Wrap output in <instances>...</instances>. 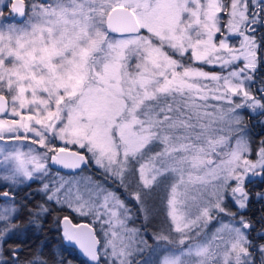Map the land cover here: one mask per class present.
I'll return each instance as SVG.
<instances>
[{"label": "snow or ice", "instance_id": "6c2138e0", "mask_svg": "<svg viewBox=\"0 0 264 264\" xmlns=\"http://www.w3.org/2000/svg\"><path fill=\"white\" fill-rule=\"evenodd\" d=\"M258 68L264 0L0 3V264H53L9 243L23 210L42 230L53 206L89 217H54L89 264H264L245 189L264 139L238 111L264 116ZM157 195L166 226L145 237L129 205L147 219Z\"/></svg>", "mask_w": 264, "mask_h": 264}, {"label": "trees", "instance_id": "16d2710c", "mask_svg": "<svg viewBox=\"0 0 264 264\" xmlns=\"http://www.w3.org/2000/svg\"><path fill=\"white\" fill-rule=\"evenodd\" d=\"M38 194L34 197V201L36 202H41L38 199ZM17 200L20 202H24V197H22V193L17 197ZM250 202V201H249ZM133 204L129 205L133 208L134 212V219L130 222V224L136 226L138 229H140V234H143L144 232H148L147 234L155 233L157 230L163 227V224L166 226V220H165V209H164V204L162 202L161 196H153L149 202V210L150 214L147 219H145L144 213L140 212L137 210L135 206V202H132ZM34 205L30 204V208H32ZM261 209L262 211V203L257 204L255 201H252L249 205V208H247L246 213L250 210L253 212L251 214L252 218L251 219L254 223V220H259L257 216H254V213L259 212ZM54 213V210L53 212ZM28 217V213L25 214ZM52 215V214H51ZM54 216V215H53ZM51 216V217H53ZM25 217V216H24ZM254 219V220H253ZM48 226L45 224L41 225L42 230H38L35 226L32 227V231L29 232H23L22 239L19 241L14 242L16 239H12L10 241L11 247L15 246L13 244L16 243V245L21 246V251L24 253L25 257L29 256L32 254L34 250H37L38 247L43 251V254L45 257L49 258L50 260L53 261V264H55V259H62L66 262H70V264H80L81 259L79 256H68L66 255L65 252V247L63 246V243L61 240L57 238L55 240L56 232L53 230L51 227L53 226V222L48 221L47 222ZM45 225V226H44ZM259 225H257V228ZM37 233V234H36ZM152 235V234H151ZM17 237V236H16ZM150 245H153L154 242L151 240L149 241ZM143 255L140 256V260H145L146 258L149 257L150 251L146 250ZM68 256V257H67ZM137 257V256H136ZM134 257V259L136 258ZM72 259V260H70ZM143 262V261H142Z\"/></svg>", "mask_w": 264, "mask_h": 264}, {"label": "flooded vegetation", "instance_id": "af4514ba", "mask_svg": "<svg viewBox=\"0 0 264 264\" xmlns=\"http://www.w3.org/2000/svg\"><path fill=\"white\" fill-rule=\"evenodd\" d=\"M28 2V0H26V3ZM5 16H8V13L6 12L5 13ZM261 81H264V70H262V69H257V83H256V88H254L253 89V91L254 92H256V89L257 88H259L260 86H262L261 85ZM251 118H254L253 116H250ZM248 125L250 126V130H251V135H250V141L251 142H253V143H257V142H254V140L255 141H257V139H259V136H258V138H256V137H254L255 136V134L256 133H260L261 131H262V129L258 132V131H256L255 130V128H256V126H258L259 125V122L257 121V118L255 117L254 118V120H249L248 121ZM257 130H258V128H257ZM256 131V132H255ZM255 132V133H254ZM262 135H263V133H262ZM61 174L62 175H64V174H66V173H64V172H61ZM250 182L251 183H253V184H256V182H259L258 184L261 186V187H264V177H261V176H255L254 178H252L251 180H250ZM20 187H26V185H22V186H20ZM257 188V187H256ZM252 189V188H251ZM257 189H259V187L257 188ZM262 189V188H261ZM261 189H259V190H261ZM2 190H4V189H2V188H0V191H2ZM17 190H19V189H17ZM30 192H35V193H37L39 196H38V199L40 200V201H42L43 200V197H42V195L41 194H39L38 193V185H33L31 188H27V191L26 192H21V193H30ZM31 199L32 200H34V197L32 196L31 197ZM21 203H24V204H27V208H29L30 209V204L31 203H28V201H24V202H21ZM249 204V203H248ZM53 209H54V213H51L50 215H48L47 217H45V220H44V222H42V224H45V225H47L48 226V224H47V222L48 221H50V222H53V226L51 227L53 230H55V232H56V236H55V240H57V238L59 239V240H61V242L63 243V246L65 247V252H66V255H68V256H75V255H77V256H79V254H78V251L75 249V247H73L72 245H68L67 243H65L64 241H63V239H62V236H61V231H60V228H57V227H55L54 226V217H63L64 215H67V216H69L72 220H73V222L74 223H76V222H78L79 220H84V219H82V218H80V219H78V217L76 216V214L75 213H72V212H70L68 209H59V208H57L56 206H53ZM28 213V211L27 210H23L22 212H21V215H20V220L18 221V225H23V226H25V231H23L24 233L26 232H29V231H32V227L31 226H33V225H30L29 224V217H27L25 214H27ZM251 214H253V212H251L250 210L248 211V213H247V218H252L251 217ZM255 215L254 216H257L258 218H259V220H254L255 222H259V221H261V220H263L264 219V203H262V211H261V209H260V211L259 212H257V213H254ZM54 215V216H53ZM25 216V217H24ZM51 216H53V217H51ZM41 224V225H42ZM44 225V226H45ZM18 228L19 229H21L22 230V227H20V226H18ZM22 232H18L13 238L14 239H16V240H14V242H16V241H19V240H21L22 239ZM37 234V233H36ZM17 236V237H16ZM10 243V242H9ZM17 243V242H16ZM16 243L15 244H13V245H15V246H13V247H19L20 248V250H21V246H20V244L19 245H16ZM11 246V245H10ZM67 256V257H68ZM80 257V256H79ZM70 260H72V259H70Z\"/></svg>", "mask_w": 264, "mask_h": 264}, {"label": "rangeland", "instance_id": "374dc122", "mask_svg": "<svg viewBox=\"0 0 264 264\" xmlns=\"http://www.w3.org/2000/svg\"><path fill=\"white\" fill-rule=\"evenodd\" d=\"M28 2H29V0H28ZM0 3H7V1H5V0H0ZM239 111V113L241 114V117H242V120H243V124H244V126L246 127V130H247V135H248V138H250V135H251V130H250V126L248 125V122H246V119H245V116H253L254 118L256 117L257 118V121L259 122V125L258 126H256V128H255V130L256 131H260L262 128H263V130H264V116H262V115H259V110H257V112H252L251 110H249V109H246V108H242V109H239L238 110ZM253 118V119H254ZM257 128H258V130H257ZM261 131L259 134L258 133H256L255 134V136L254 137H256V138H258V136H259V139H257V141H255L254 140V142H257V144L259 143V141L261 140V139H264V131ZM255 131V132H256ZM254 132V133H255ZM262 133H263V135H262ZM250 140V139H249ZM254 158V157H253ZM259 182H256V184H253V183H251V182H249V183H247V184H245V189H246V191L249 193V201H248V208H249V205H250V203L252 202V201H255L257 204H261V203H263L264 202V199H259L258 198V194H264V187H261L259 184H258ZM259 187V189H261V190H259V189H257V188ZM252 188V189H251ZM28 194H31V197L32 196H36L37 195V193H35V192H30V193H22V197H24L25 195H28ZM230 207H231V210L232 211H236V207L234 206V205H230ZM25 210H27V209H25ZM246 211H247V209H246ZM78 217H80V218H83V217H81V216H78ZM86 218V217H85ZM87 218H89V217H87ZM165 220H167V218H166V216H165ZM264 220V219H263ZM18 226H20V227H22V230L21 229H19V231L18 232H22V231H25V226H23L22 224L21 225H18ZM130 226H134V225H132V224H130ZM165 225L163 224V227H164ZM134 227H136V226H134ZM137 228V227H136ZM259 231H261V230H259ZM258 231V232H259ZM148 232H144L143 231V234L141 233V235L142 236H145V237H149V236H151V234H153L152 233V231L150 232L151 234H147ZM23 235V234H22ZM24 236V235H23ZM151 239H149L148 240V243H149V245H150V241ZM152 241V240H151ZM153 242V241H152ZM153 246H154V244H153ZM145 252H147L146 250L144 251V252H142V253H139L138 255H137V257L135 258V259H137L138 261H139V264H143V260L141 261L140 260V256L141 255H143ZM147 259V258H146Z\"/></svg>", "mask_w": 264, "mask_h": 264}, {"label": "water", "instance_id": "95a60500", "mask_svg": "<svg viewBox=\"0 0 264 264\" xmlns=\"http://www.w3.org/2000/svg\"><path fill=\"white\" fill-rule=\"evenodd\" d=\"M52 167L55 168L56 166H52ZM63 171H66V170H63ZM80 223H84V222H80ZM73 246H75V245H73ZM75 247L78 249L79 254H80L82 257H84V258L88 261L87 257L84 256V255L81 253V251L79 250L78 246H75ZM88 263H89V262H88Z\"/></svg>", "mask_w": 264, "mask_h": 264}]
</instances>
